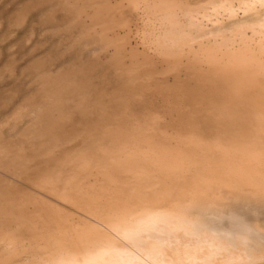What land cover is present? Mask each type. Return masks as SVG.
I'll use <instances>...</instances> for the list:
<instances>
[{"label":"rangeland","instance_id":"obj_1","mask_svg":"<svg viewBox=\"0 0 264 264\" xmlns=\"http://www.w3.org/2000/svg\"><path fill=\"white\" fill-rule=\"evenodd\" d=\"M183 1L198 7L209 0ZM157 2L0 0V264H32L20 254L46 257L53 249L44 224L62 230L77 222L71 216L88 214L80 182L99 183L95 171L113 157L112 136L121 127L137 117L187 119L148 115L142 102L149 100L132 97L157 79L172 82L151 41ZM178 125L172 127L188 128ZM123 187L99 192L100 210H111L116 192L128 199L133 188ZM100 222L108 233L110 220Z\"/></svg>","mask_w":264,"mask_h":264},{"label":"bare ground","instance_id":"obj_2","mask_svg":"<svg viewBox=\"0 0 264 264\" xmlns=\"http://www.w3.org/2000/svg\"><path fill=\"white\" fill-rule=\"evenodd\" d=\"M154 8L160 14L151 41L172 82L157 79L153 89L140 82L144 86L132 97L149 100L142 102L148 115L161 111L187 119L159 116L142 122L137 117L131 126L119 127L112 136L113 157L95 171L99 183L80 182L77 195L89 204L88 214L71 216L77 222L62 230L44 224L53 250L46 257L20 254L25 262L78 264L88 248L107 237L100 221L110 220V226L132 208L187 196L242 195L233 206L249 220L255 210L264 221V203L249 198L264 200V0H209L198 7L158 0ZM175 120L188 128H173ZM82 164L88 166L86 160ZM124 185L133 188L131 196L115 191L111 210H100L99 192ZM6 244L15 250V239Z\"/></svg>","mask_w":264,"mask_h":264},{"label":"clouds","instance_id":"obj_3","mask_svg":"<svg viewBox=\"0 0 264 264\" xmlns=\"http://www.w3.org/2000/svg\"><path fill=\"white\" fill-rule=\"evenodd\" d=\"M240 196L221 192L132 208L78 264H264V221L233 206Z\"/></svg>","mask_w":264,"mask_h":264}]
</instances>
